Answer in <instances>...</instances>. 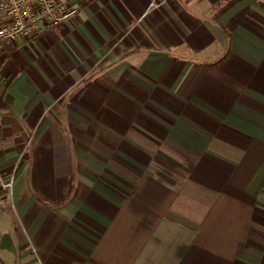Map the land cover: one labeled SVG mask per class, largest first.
I'll return each mask as SVG.
<instances>
[{
	"label": "crops",
	"instance_id": "obj_1",
	"mask_svg": "<svg viewBox=\"0 0 264 264\" xmlns=\"http://www.w3.org/2000/svg\"><path fill=\"white\" fill-rule=\"evenodd\" d=\"M152 1L0 51V264H264V0Z\"/></svg>",
	"mask_w": 264,
	"mask_h": 264
},
{
	"label": "built area",
	"instance_id": "obj_2",
	"mask_svg": "<svg viewBox=\"0 0 264 264\" xmlns=\"http://www.w3.org/2000/svg\"><path fill=\"white\" fill-rule=\"evenodd\" d=\"M79 0H0V51L78 15ZM150 7H159L156 0ZM14 177H0V198L12 200ZM13 207V205H12Z\"/></svg>",
	"mask_w": 264,
	"mask_h": 264
}]
</instances>
